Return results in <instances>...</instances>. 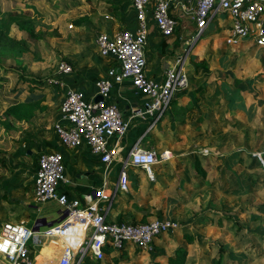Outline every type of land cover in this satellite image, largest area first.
Segmentation results:
<instances>
[{"label": "rangeland", "instance_id": "rangeland-1", "mask_svg": "<svg viewBox=\"0 0 264 264\" xmlns=\"http://www.w3.org/2000/svg\"><path fill=\"white\" fill-rule=\"evenodd\" d=\"M129 2L0 0V115L12 105L31 114L11 133L22 144L9 150L2 146L0 116V148L6 159L5 169L0 167V224L24 215L9 216L16 201L8 192L7 178L26 161V150L38 151V137L53 138L58 103L51 96L57 87L53 81L61 79L59 64L79 56L112 23L124 31L114 7L121 17V5ZM224 21L219 15L209 25L194 49L202 51L189 57L183 105L176 100L164 114L195 132L180 134L176 126L172 133L159 132L158 141L147 143L144 138L142 146L169 150L172 160L152 167L155 181L139 170H128V193L117 202L138 212L141 222L169 218L178 229L166 235L168 246L162 252L143 254L127 248L107 255L100 264H167L178 246L186 249L185 264H215L219 257L220 264H264V48L226 47V31L215 32ZM237 87L241 90L233 96L231 90L237 92ZM239 96L244 108L235 107ZM150 130L146 123L145 135ZM45 151L33 154L32 161ZM184 235L192 236L193 243H186Z\"/></svg>", "mask_w": 264, "mask_h": 264}, {"label": "built area", "instance_id": "built-area-1", "mask_svg": "<svg viewBox=\"0 0 264 264\" xmlns=\"http://www.w3.org/2000/svg\"><path fill=\"white\" fill-rule=\"evenodd\" d=\"M179 5L196 27L194 37L185 43L182 53L163 73L162 80L146 73L145 46L148 37L147 18L150 12L158 32L169 37L176 28L172 9ZM136 17L133 31L114 34L100 33L95 39L98 55L113 61L120 72L109 69L95 84V95L87 99L78 89L68 90L60 105L59 115L52 131L66 149L85 145L97 157L104 172L116 170L110 183L94 191L83 205L77 199H68L58 192L67 184L63 156L60 152L45 151L37 156L32 192L38 203L55 201L61 210V221L46 227L45 231L26 228L21 223L5 222L0 226V264H32L31 252L41 247V239H56L61 250L55 264H84L86 260L102 262L108 253L122 252L128 247L141 252H152L154 241L178 229L169 218H153L147 222L111 220L114 200L129 190L128 170H139L149 181H155L152 167L172 160L170 151L157 152L142 146L143 138L124 148L122 141L128 134L130 122L125 120L116 105L106 102L115 84L123 81L145 97L134 112L156 127L169 109L173 99L188 87L186 65L192 50L205 34L210 23L223 15L227 21L226 45L248 43L264 47V0H132ZM73 67L63 61L58 74L70 75ZM57 87L62 81H53ZM100 96L101 101H95ZM259 158L262 161L261 155ZM80 224L87 228L86 235L77 240Z\"/></svg>", "mask_w": 264, "mask_h": 264}, {"label": "crops", "instance_id": "crops-1", "mask_svg": "<svg viewBox=\"0 0 264 264\" xmlns=\"http://www.w3.org/2000/svg\"><path fill=\"white\" fill-rule=\"evenodd\" d=\"M178 1L181 2V0ZM121 7H122L121 9L122 12L120 17L122 23L121 25L124 26L123 24H125L124 27L125 30L133 31L136 27L137 22L132 7V0H130L129 3H123ZM171 14L176 20L177 25L173 34L169 37H163L158 32V30L154 25L150 12L147 18L148 37L145 46V56L147 62L146 73L149 77L156 80L163 79V73L165 69L173 64L174 59L177 56H179L182 53L183 49L185 48V43L190 41L194 37L197 30L195 25L191 22L189 16L181 11L179 5H176L172 9ZM211 24L212 23H210L209 25ZM223 30L226 31V34L224 35L225 38L227 35V23L225 21L222 25L216 27L215 32L223 31ZM117 32H120L119 27L114 22L110 27L104 28V31H100L99 33H97L95 35V39L97 35L100 33L114 34ZM198 43L196 44V46L198 45ZM240 44H245L250 47H253L248 43H240ZM89 45L90 46L84 51H82V53L79 56L68 57L69 58L68 60H70L68 62H70L69 64L72 65L73 67V73L70 75H61L60 81H62V86L54 88L56 89V91H54V95L51 97H53L54 99L53 101H56L58 103V109L54 113V117H55L54 121H56V119L58 118L59 105L65 93L68 90H74V89L81 90L86 94L87 99H92V97H94L96 92L94 87L95 82L99 78L104 77L109 69L114 68L115 70H118V66L113 61L101 58L98 55L95 41L89 43ZM238 45H233V46H238ZM227 46L229 45H226V47ZM253 48H255V50L257 49L256 47ZM194 49L192 50V52H195ZM201 51L202 48L199 47L198 52L197 50L195 52V56H197V54H199ZM186 89L180 91L175 96V98L172 101V104L175 103L176 100H178L177 102L179 106L183 105L184 99H180V98L186 92ZM232 93L233 92H231V94ZM233 96H236V94H234ZM48 98L45 99L43 104H46V102L48 103L49 100ZM144 100L145 97L142 94H140L138 91H136L132 87L131 83L128 81H123L119 84H115L111 90V93L105 100L109 104L116 105L121 111L123 118L130 122V129L128 131V134L122 141L124 148H128L129 146H131L140 137H142L143 140L144 138L145 139L148 138L147 143L149 141H154V140L158 141L159 132H161L162 135H163L162 132H166V130H169V132L172 133L173 130L171 128L173 127L175 128L176 126H178L177 129L178 132H180V134H189L190 130L195 132L196 129L195 128L190 129V126L188 124H182L183 126L178 125L181 123L176 122L177 120L175 121L171 119L170 115L166 116V118L164 115L162 121L160 122V127L158 126L154 127L152 130H150V132H148L145 135L144 131L147 122L137 116H134V112L141 107ZM230 104L232 107L234 105L233 101H231ZM171 105L169 109L171 108ZM235 107H238L237 103H235ZM169 112L171 113L172 111ZM262 136L264 137V134ZM38 138L39 139L37 143L38 146H40V147H36L38 151L26 150L25 151L27 157L26 161L18 163L17 169H15L16 171H14V175H12V177L9 179L7 178L8 192L11 193L12 200L16 201L15 206L11 209L12 211H10L12 215L9 216L11 219H14L13 216H15L16 213H20V212L24 213L23 217L21 218L17 217L15 218L16 222H11V223H17V224L21 223L26 228L29 229H33L35 222L38 219H44L47 222H56V223L61 221L62 219L60 218L59 211L56 212L57 208L59 207L57 202L51 201L50 203L41 204L38 203L33 196V192H32L33 177L37 162V157H36V162L32 161L34 159L33 154L44 150L56 151L62 154L63 165L65 169V177L68 183L60 185L58 188V192L61 194H65L67 198L70 200L72 199L79 200L83 205L86 203V199L94 195V191L100 188L103 185V183H110V181H112V178L115 176L116 173V170L113 169L109 174H106V172H104L102 165L99 163L97 157L93 156L85 145L79 146L78 148L75 149H66L61 146L60 142L55 137L54 133H53V138L50 136L38 137ZM262 141H264V138ZM158 145L159 144H156V147H158ZM163 151H169V150H163ZM129 182H131L130 178H129ZM121 195L115 202L114 210L111 214V220H124V221H134V222L141 220L142 216L138 212H136L133 208L123 204L118 205L117 202H119L118 200L122 198ZM5 222H10V221H5ZM80 227L81 230L77 231L76 233L78 241H80L81 238H83V235L84 234L86 235V233L88 232L87 228L84 227L83 224H80ZM38 230L45 231L46 227H39ZM166 235L167 234L157 238L154 241L152 252H141V253L152 254L155 252L164 251L165 247L168 246ZM130 249H134V248H130ZM59 253H60V244L56 239L42 238L41 247L33 249L31 252L32 264H55V261L58 258ZM119 253L121 252H117L116 254ZM107 255L114 256L115 254L108 253ZM93 263L95 262L87 260V264H93Z\"/></svg>", "mask_w": 264, "mask_h": 264}, {"label": "trees", "instance_id": "trees-1", "mask_svg": "<svg viewBox=\"0 0 264 264\" xmlns=\"http://www.w3.org/2000/svg\"><path fill=\"white\" fill-rule=\"evenodd\" d=\"M114 10H116V12L114 13V16H117L118 23H121L119 14L117 13V8L114 7ZM0 34H2L1 31H0ZM66 62L70 63L68 61H66ZM240 84H242V83H240ZM236 90H237V92L231 90V92H233L232 95H234V94L237 95V93L240 92L241 89L239 87H237ZM16 92H17V90L13 89L12 94L15 95ZM237 99H238L237 106L244 108L241 97L239 96ZM0 116H1V119L3 120V121H1V122H3V123H1V125L4 128V131H3L4 137H3V141H2V146H4L6 150H9L10 148H13L16 145L22 144V141H19L18 136H16V137L12 136L11 133H16L18 131L17 130L18 126H21L22 124L26 123L27 120H29L31 118V114L28 113L27 111H24L22 109L21 105H12L5 112H3ZM3 150H4V148H3ZM3 150L0 148V167L5 169L6 159L2 155L4 153ZM263 156H264V154H263ZM183 239L188 244L193 243V237L190 235H184ZM186 254H187L186 249H184L181 246H178L174 251V255L167 259V264H185ZM85 264H87V260L85 261ZM93 264H99V262H95ZM215 264H220V257L215 262Z\"/></svg>", "mask_w": 264, "mask_h": 264}, {"label": "water", "instance_id": "water-1", "mask_svg": "<svg viewBox=\"0 0 264 264\" xmlns=\"http://www.w3.org/2000/svg\"><path fill=\"white\" fill-rule=\"evenodd\" d=\"M117 72L119 73L120 70L118 69ZM102 98L100 96H97L95 101H101ZM55 222H47L46 220L44 219H38L36 222H35V225L33 227V230H38L39 227H50L54 224Z\"/></svg>", "mask_w": 264, "mask_h": 264}, {"label": "bare ground", "instance_id": "bare-ground-1", "mask_svg": "<svg viewBox=\"0 0 264 264\" xmlns=\"http://www.w3.org/2000/svg\"><path fill=\"white\" fill-rule=\"evenodd\" d=\"M60 250H61V245H60Z\"/></svg>", "mask_w": 264, "mask_h": 264}]
</instances>
